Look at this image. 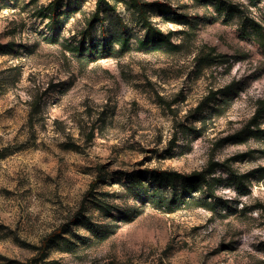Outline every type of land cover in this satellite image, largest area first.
<instances>
[{
    "label": "rangeland",
    "instance_id": "1",
    "mask_svg": "<svg viewBox=\"0 0 264 264\" xmlns=\"http://www.w3.org/2000/svg\"><path fill=\"white\" fill-rule=\"evenodd\" d=\"M98 1L60 0L53 25L54 0H0V264H264V0H145L190 17L152 11L148 46L130 0L84 38ZM119 18L126 50L81 51ZM212 163L226 205L203 186L170 213L129 187Z\"/></svg>",
    "mask_w": 264,
    "mask_h": 264
},
{
    "label": "trees",
    "instance_id": "2",
    "mask_svg": "<svg viewBox=\"0 0 264 264\" xmlns=\"http://www.w3.org/2000/svg\"><path fill=\"white\" fill-rule=\"evenodd\" d=\"M60 0H54L52 4L45 9V13L47 11L49 12L50 19L52 21V24L55 25L60 18V14L57 13V6ZM196 3L207 6L209 2H216L218 5V9L220 11L226 10V2L224 0H194ZM103 3H107V0H99L98 6L95 14L93 17L88 21L87 23V30L84 34V38L86 34H91V29L96 22V20L104 21V17L102 16L103 9L102 5ZM128 7L132 9L135 14L138 17V20L141 24H143L147 28L148 32V40H145L143 43L144 45H149L151 42H156V38H158L160 41H163L164 38L162 37V31L157 29L153 22L151 21V12L157 11L161 13L162 15H166L167 13L171 12L173 14V20L175 21H183V20H190L189 16H182L180 15L177 10L172 7L171 5L160 3V2H147L145 0H130L128 3ZM118 26L119 30H117L116 35L113 36L111 39L106 40L105 42H95L92 37H90V45L89 47H85V45H82L81 51H88L89 57H103L106 55V53L112 54V52L115 50L113 48V44L117 42L120 46V50L124 51L129 47L130 44V36L127 34V25L122 19H118ZM193 24V22H190ZM190 24V25H191ZM102 29H105L104 26H102ZM104 36H106L105 31L103 32ZM167 39V38H166ZM167 41V40H166ZM169 42V41H168ZM101 50V52L99 51ZM212 56L208 54L204 60H213L211 58ZM218 58L220 59L221 63H224L225 56L219 55ZM212 99H216L218 95H222L224 101L230 100L232 98H235L238 95V89L235 87V83L226 86L225 88L218 90L216 92L210 93ZM264 113V103H261L256 111L255 117L253 121L250 123L252 126H255L260 116ZM257 132H261V130L258 129ZM217 168L216 163H212L208 166L207 170L203 171H195L190 174H182L176 171H168V170H162L158 171V174H152L150 175L149 179H144L142 176H139L138 174H135L130 182V189L132 192H140L143 193L150 205L164 209L167 212H175L182 204L189 203L190 200H188L187 197H190L193 195V193L196 190L203 189V186L207 187V190L209 191L208 199H214V205L218 207L220 204L226 205V201H223L221 197H218L216 195V189L215 186L217 185L219 179L216 177H213V173ZM229 174L233 179H235V182L237 187L239 185H242L245 183V180H248L247 175L243 176H237L235 175L231 170H229ZM180 181V187L176 189V182ZM167 188H163L162 185H165ZM169 189H172L169 192ZM222 205V206H223ZM103 209H106L107 207L104 205H100Z\"/></svg>",
    "mask_w": 264,
    "mask_h": 264
}]
</instances>
